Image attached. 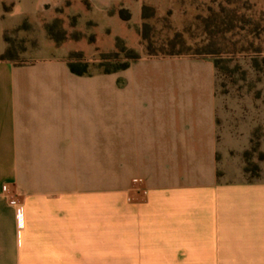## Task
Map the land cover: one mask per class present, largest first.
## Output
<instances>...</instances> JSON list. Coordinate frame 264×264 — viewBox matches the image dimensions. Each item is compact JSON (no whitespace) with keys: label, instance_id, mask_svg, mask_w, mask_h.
<instances>
[{"label":"crops","instance_id":"1","mask_svg":"<svg viewBox=\"0 0 264 264\" xmlns=\"http://www.w3.org/2000/svg\"><path fill=\"white\" fill-rule=\"evenodd\" d=\"M5 2L0 55L40 17L79 36L39 25L31 60L0 59V264H264V160L254 180L229 164L212 58L144 54L141 0ZM118 38L141 53L128 68L70 70Z\"/></svg>","mask_w":264,"mask_h":264},{"label":"rangeland","instance_id":"2","mask_svg":"<svg viewBox=\"0 0 264 264\" xmlns=\"http://www.w3.org/2000/svg\"><path fill=\"white\" fill-rule=\"evenodd\" d=\"M5 1V5L10 6V0ZM216 1L214 7L220 2L228 9L239 7L241 13L258 18L261 27H264V0H230L232 2L229 4H226V0ZM141 3L156 10V15L146 21L153 27L150 35L160 52L181 55L201 53L211 58L215 55L221 58L223 62L221 69L216 72L215 88L220 145L222 148L227 147L225 149L230 154L229 164L232 167L242 165L238 179L258 178L264 160L261 159L264 156V36L261 40H256L254 46L235 38L208 39L197 15L207 14V6L211 4V0H141ZM40 18L42 21L39 23L24 21L4 31L7 48L11 50L10 54L15 57V61L26 62L34 57L39 41V25L50 26L55 38L61 41L79 36L65 28L63 18L53 19L49 23L46 22L47 17ZM120 33L129 44H135L137 35L134 32L125 27ZM166 39L172 41V44L167 45ZM97 42L107 48L111 39L98 35ZM80 45L87 47L85 42ZM254 47L263 50L260 56H254ZM134 50L141 54L137 46ZM113 51L116 49L101 50L92 59L83 54L88 61L89 70L96 71L95 65L101 53ZM143 51L144 54L147 53L145 45ZM123 60L124 56L120 55L114 63H121Z\"/></svg>","mask_w":264,"mask_h":264},{"label":"trees","instance_id":"3","mask_svg":"<svg viewBox=\"0 0 264 264\" xmlns=\"http://www.w3.org/2000/svg\"><path fill=\"white\" fill-rule=\"evenodd\" d=\"M216 0H211V4L207 6L206 15H197V18L201 20L204 26V32L207 34L208 39H214L218 37L229 38V40L237 39L238 41L249 42L250 46H254L256 40H261L264 36V27H261L260 20L252 15L247 16L239 11V7L228 9L221 2L217 7H214ZM226 4L232 1L226 0ZM236 2H239L236 1ZM10 6L4 4V10L8 11ZM149 11V12H148ZM156 15V10L153 7L143 4L142 5V24L139 29L142 43L145 45L147 55H181L175 52H160L157 46H155V40L150 35L153 27L147 23V19L153 18ZM120 16L124 20L130 19V12L128 10H121ZM49 35L59 43L61 40L55 38L53 30L50 26H47ZM7 43V38L4 36ZM167 45H171L172 41L166 39ZM165 45V44H164ZM254 56H260L262 49L254 47ZM116 51L111 53H101L98 59L96 70H101L104 73H112L120 70H124L129 67L130 63L139 59L141 54H138L133 48L128 47L123 40L116 39L115 44ZM11 50L6 47V50L0 55L2 60L15 61V57L10 54ZM120 55H123L125 60L121 63H114V60L118 59ZM192 56H207L201 53L188 54ZM217 72L221 69V63L223 62L220 57L216 55L212 58ZM18 62V61H16ZM67 62L70 70L78 75H90L93 73L89 70L88 61L84 58L81 51H71L67 56ZM22 63V62H18ZM264 156L261 158L263 159Z\"/></svg>","mask_w":264,"mask_h":264},{"label":"built area","instance_id":"4","mask_svg":"<svg viewBox=\"0 0 264 264\" xmlns=\"http://www.w3.org/2000/svg\"><path fill=\"white\" fill-rule=\"evenodd\" d=\"M140 181H135V183H139ZM12 202H14V201H12ZM21 215H22V213H21V209L20 208H18L17 209V216L18 217H21Z\"/></svg>","mask_w":264,"mask_h":264}]
</instances>
